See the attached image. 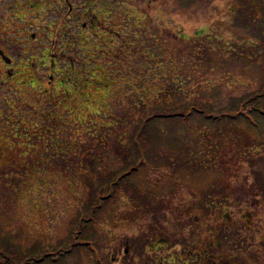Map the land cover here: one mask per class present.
<instances>
[{"label": "rangeland", "instance_id": "374dc122", "mask_svg": "<svg viewBox=\"0 0 264 264\" xmlns=\"http://www.w3.org/2000/svg\"><path fill=\"white\" fill-rule=\"evenodd\" d=\"M69 1L82 14L93 0ZM109 1L117 15L106 17V7L94 6L87 20L78 21L64 0H0V18L5 13L0 47L14 59L10 66L4 57V66L0 56V235L19 246L8 253L35 264H97L87 247L59 261L35 260L71 246L76 218L95 201L93 188L104 190L137 163L138 132L130 122L146 119L153 109L179 110L196 97L193 93L217 111L256 84L230 54L223 58L213 51L205 58L203 39L190 56L184 45L205 33L218 36V43L247 44L241 45L243 54L252 43L263 51L257 44L264 26L260 8H249L238 19L236 0H198L191 10L175 0ZM206 2L218 13L198 20ZM239 20H248L249 31L239 30ZM177 59L196 68L182 72ZM185 75L192 80L179 91ZM151 129L160 140L151 136L155 147L147 153L149 163L130 181L158 209H147L138 195L135 199L119 188L96 232L80 237L100 241L104 264H264V168L260 181L253 173L264 166V148L255 145L264 140V126L259 131L240 123L237 130L212 129L204 135L158 120ZM176 140L192 153L178 170L158 159ZM211 190L227 201L223 207L203 208L204 192ZM224 229L243 234L245 247L226 240ZM191 235L197 241L186 247L183 240ZM144 244L151 262L135 254ZM238 249L241 257H228Z\"/></svg>", "mask_w": 264, "mask_h": 264}, {"label": "trees", "instance_id": "16d2710c", "mask_svg": "<svg viewBox=\"0 0 264 264\" xmlns=\"http://www.w3.org/2000/svg\"><path fill=\"white\" fill-rule=\"evenodd\" d=\"M101 1L102 0L87 1V3H85L84 5L85 10L82 14L77 12L80 8L77 5L75 6L73 5L72 7L75 10L74 12H75L76 19L78 21L82 19L87 20V16H88L87 12L89 10L91 11L94 8V6L95 8L96 6L106 7V10H108L106 13V17H109L114 13L115 15H117V13L114 10V7L110 4L109 0H104L102 1L103 3H101ZM175 1L177 5H180V7L186 6L187 10L194 9L195 3L199 2L198 0H188L186 2H183L182 0H175ZM236 1L239 2V4L241 5L239 9H237V13H236L238 19H240L242 14L247 15L246 12H248L249 8L252 9L253 11H254V8L256 9L260 8L261 10L260 13L264 14V0H248V1L247 0H240V1L236 0ZM72 4L73 3L71 2L70 5ZM200 6H201V9H204V11H202L204 12V15L202 18L198 20H210L212 17L215 16V14L218 13V9L216 8V5H214V3L206 2V4L203 3ZM244 6L248 8L245 9ZM96 12H95V15H97ZM247 21L248 20L246 21L239 20L237 24V26L239 27V30H248L247 26H249L250 23L247 24ZM258 22H259L258 19L254 20V23L251 26L250 30L255 28L257 26L256 23ZM230 23L231 21L229 22V24ZM262 28H264V26L261 25L260 28L258 29V35L260 34V39H259V43L257 44H263L264 46V42H263L264 35L261 34L263 33ZM201 39L204 40L203 43H206V45L202 47L204 49L203 53H204L205 58L207 56L209 57L214 56L213 51H216L223 58L225 57V55L230 54L228 56L235 59L236 62L238 63L237 65L241 69L249 71L251 75L255 77L256 84L254 85V87H252L251 89H248L242 96L232 98L225 107H222L217 111L212 109L213 106L210 104V102H206L204 99H202V97H199L200 93H193V96H196V97H194L191 100H187L183 102V107L179 108V110L174 107L169 110L153 109L152 111L153 114L151 113L150 115H147L148 117L146 119L143 118L141 121L140 119H138L137 122L136 120H134L133 122H130L132 126L134 124V127H135L133 129V132H138V135L134 139L135 144H138V146H135L137 149L138 155H139L137 159L138 160L137 163L135 161L133 163L134 165L128 167L125 170V172L119 175L117 179L111 180L110 183L107 182L108 184L105 186L104 190L101 188V191H99L97 189H100V188H93L94 191H96L95 197H94L95 201L91 200L90 204L88 203L87 208H84V210H86L85 213L80 214L78 218H76L78 220L75 224V228L72 229L73 230L72 231L73 232L72 241H69L71 242L72 245L65 246V248L61 247L62 250L60 249L59 251L56 250L57 252L46 253L40 259L36 258L35 261L37 263L45 261L46 259L45 257H59L58 259L61 258L60 260H62V257H64L66 254H71L72 252H75L76 250H80V249L82 250V248L85 247L84 245H87L91 252H95V249L97 247L101 248L100 241L97 242L98 239H95L97 237H95L94 238L95 240L93 241L91 240V236L88 235V237L83 236L81 238L80 234H83V232H86V233L96 232L94 231V226L98 222L100 215L104 213L105 207L108 206L109 202L111 203L112 202L111 200L115 198V194L119 188H122L123 192L126 193L127 196L134 195L135 199H136V195H138L139 201L141 203L142 202L147 203V209L148 208L153 209V210L158 209V208L155 209L156 207H152V205L153 206L155 205L153 203L150 204L149 202L150 197L148 198V196L144 195V193L142 194L140 192L138 193V189H139L138 186L135 185V183L130 181V178L132 175L140 173L142 169H144L149 163V159L147 158V153L149 154V152L151 153L153 151L155 147L153 140L155 139L157 140L159 136L157 130L151 129V126H153V121L154 123L155 121H158V120H161V122H164V123L168 121L169 123H172L175 125H179V124L184 125L186 128H196L197 132L201 131V133L204 135H206L207 132H209L208 130H212V129L219 131V132H220V129L226 132L227 130H231V129L237 130L240 123L246 124L248 128H251L254 130L257 129L259 131H262V126H264L262 123L264 120V50L263 51L255 50L256 44L252 43L248 45L249 47H247L248 48L247 53L243 54V52H246L245 51L246 48H243L244 51L242 52L243 49H241L242 47L241 45H247V44H237V42H228L226 44H222V43H218L220 40L218 36H214L213 34L199 33V35H196L194 40L188 39L190 42H187L184 45V48L187 50V56H190V54L193 53L196 46L199 45L200 43L199 40ZM211 53H213V55ZM152 58L154 59V54H152ZM172 59L175 60L174 58ZM177 60H178L177 69L181 70L182 72L189 69L188 67H192L190 69L196 68V66L194 65L190 66L188 60H186L185 62L186 65H181L180 59H177ZM172 63H174V61H172ZM181 66H184V68L181 69L182 68ZM186 73H188V71H186ZM185 77L186 79L184 78V80L179 79L181 80L179 81L181 84L179 87L175 82L176 87L174 88L178 87L177 90L181 91L180 90L181 86L186 84V86H188L187 87L188 89L190 85V81L192 79L191 77H188L187 75H185ZM171 80H174V79H171ZM168 92L172 93V90L168 89ZM142 103L144 104V102ZM136 105L138 104L135 103V107ZM126 124L128 123L126 122ZM151 136H154L153 140H151ZM158 140L160 139L158 138ZM175 142H178V143L176 144ZM175 142L173 143L172 148L164 149L165 150L163 152L164 156L159 157L158 159H165L166 160L165 163L170 164L171 166L175 168V170H178V169H181L185 161L190 160V158H187V156L191 157L192 153L190 151L189 146L184 145V144H181V146H178L180 140H176ZM256 142L258 143L255 145L260 146L258 148L260 149L264 148V140H256ZM201 143H204V142H200V144ZM125 149L130 150L129 147H126ZM255 160L256 159L251 160L250 162L252 163L251 165H254ZM172 162L174 163V165ZM202 165H203L202 163H199L198 166L202 167ZM263 168L264 166L262 168L261 167H258L256 169L253 168V173L254 175H256L255 179H257L258 181H260L259 178H261L262 176L261 171L263 170ZM215 194L216 192L215 191L213 192V190L204 192V195H203L204 197L202 198L204 202L202 201L201 203L204 209L210 210L212 207L214 208L223 207L224 204L227 202L225 201V199L224 201H222L223 199L216 197ZM73 227H74V224H73ZM222 234L225 236L226 240L228 241L234 240L237 247L238 246H240L241 248L243 246L245 247V242H244L245 239H244L243 234H240L236 231L234 233H230L225 229L223 230ZM2 239L3 238H1V235H0V264H35L33 263V261L31 262L30 260H28L27 257H14V254L11 252L12 251L14 252L15 249L16 250L19 249V246H17L15 243H11V240L9 241L10 243L7 244V242L4 240L2 241ZM194 241H195V235H191L190 238H188V241L183 240V243L186 247L188 246L190 247ZM72 242H75V243L73 244ZM95 242H97V244H95L96 248L93 249L94 247L91 244ZM144 245H145L144 247L142 245L136 246V248H138L140 253H135V254L140 256L141 262H145V263L146 261L151 262L153 261V257H150L151 254L147 252V247H146L147 245L146 244ZM33 246L29 247L30 250L32 249ZM66 247H68L69 249ZM241 250L243 249H240V250L238 249V251L235 254H229L228 257H241L240 256ZM8 251H11V252L8 253ZM19 253L24 254L21 251ZM183 255H186V254L184 253ZM22 258H25V260H22ZM97 264H103V262L97 260Z\"/></svg>", "mask_w": 264, "mask_h": 264}, {"label": "flooded vegetation", "instance_id": "af4514ba", "mask_svg": "<svg viewBox=\"0 0 264 264\" xmlns=\"http://www.w3.org/2000/svg\"><path fill=\"white\" fill-rule=\"evenodd\" d=\"M19 1V0H18ZM65 2H68L69 3V6L68 7H70L71 6V8H69V13L70 14H73V12L75 11L74 10V8L72 7V5H70V1L69 0H64ZM70 14H69V16H70ZM74 15H75V12H74ZM74 15H73V17H74ZM4 16H5V13H3L2 14V17L0 18V23L2 22V18H4ZM2 29V30H1ZM0 30L1 31H3V26H0ZM34 36V35H33ZM35 37V36H34ZM37 45H39V49H41V48H44L43 47V44H37ZM0 56L3 58V65L5 66V65H7V60H5L4 59V57H8V61L10 60V62H8V65H10V66H13V63H14V59L11 57V56H9V55H7V53L6 52H8L4 47H0ZM46 57H47V55H44V61H46L47 62V60H46ZM2 62V61H1ZM7 65V66H8ZM53 65H56V62L53 60ZM9 66V67H10ZM11 68V67H10ZM12 69V68H11ZM10 74H13V72L11 71L10 72ZM198 254L199 255H201V257H206V255L205 254H203L201 251L200 252H198ZM188 257H193V255L192 256H190V255H188V254H186ZM186 255H184V257L186 256ZM205 255V256H204ZM186 256V257H187ZM164 260V259H163Z\"/></svg>", "mask_w": 264, "mask_h": 264}]
</instances>
